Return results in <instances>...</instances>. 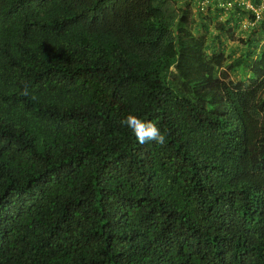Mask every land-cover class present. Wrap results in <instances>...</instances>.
<instances>
[{
	"label": "trees",
	"instance_id": "obj_1",
	"mask_svg": "<svg viewBox=\"0 0 264 264\" xmlns=\"http://www.w3.org/2000/svg\"><path fill=\"white\" fill-rule=\"evenodd\" d=\"M224 1L0 0V264H264V0Z\"/></svg>",
	"mask_w": 264,
	"mask_h": 264
},
{
	"label": "clouds",
	"instance_id": "obj_2",
	"mask_svg": "<svg viewBox=\"0 0 264 264\" xmlns=\"http://www.w3.org/2000/svg\"><path fill=\"white\" fill-rule=\"evenodd\" d=\"M25 94L27 93L25 92ZM121 123L135 134L140 144H145L149 141H153L159 145L166 143L165 134L151 120L145 121L134 114H128L122 119Z\"/></svg>",
	"mask_w": 264,
	"mask_h": 264
},
{
	"label": "rangeland",
	"instance_id": "obj_3",
	"mask_svg": "<svg viewBox=\"0 0 264 264\" xmlns=\"http://www.w3.org/2000/svg\"><path fill=\"white\" fill-rule=\"evenodd\" d=\"M193 10H196V8H195V6H194V9ZM238 36V32H235L234 33V37L236 38ZM233 42H238V41H233L232 39L231 40H229V43H228V46H231L232 44H233ZM264 42V41H263ZM228 48V47H227ZM229 49V48H228ZM238 54V53H237ZM239 55H241V54H239ZM247 75H248V73H247Z\"/></svg>",
	"mask_w": 264,
	"mask_h": 264
},
{
	"label": "built area",
	"instance_id": "obj_4",
	"mask_svg": "<svg viewBox=\"0 0 264 264\" xmlns=\"http://www.w3.org/2000/svg\"><path fill=\"white\" fill-rule=\"evenodd\" d=\"M234 1H237V0H225L224 2H226V5L229 6ZM221 5H223V3H221ZM246 5L249 7H252L249 3H247Z\"/></svg>",
	"mask_w": 264,
	"mask_h": 264
}]
</instances>
